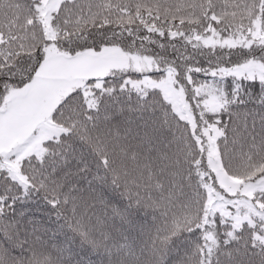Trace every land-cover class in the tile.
<instances>
[{"label": "snow or ice", "instance_id": "snow-or-ice-1", "mask_svg": "<svg viewBox=\"0 0 264 264\" xmlns=\"http://www.w3.org/2000/svg\"><path fill=\"white\" fill-rule=\"evenodd\" d=\"M0 264H264V0H0Z\"/></svg>", "mask_w": 264, "mask_h": 264}, {"label": "trees", "instance_id": "trees-1", "mask_svg": "<svg viewBox=\"0 0 264 264\" xmlns=\"http://www.w3.org/2000/svg\"><path fill=\"white\" fill-rule=\"evenodd\" d=\"M219 2L221 4H224V3H235L237 2V0H219ZM232 9H228V11L230 12ZM177 23H178V20H177Z\"/></svg>", "mask_w": 264, "mask_h": 264}]
</instances>
